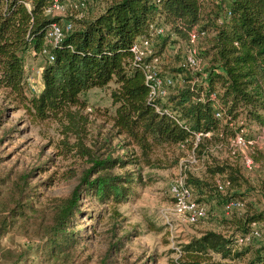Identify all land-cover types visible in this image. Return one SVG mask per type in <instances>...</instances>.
Wrapping results in <instances>:
<instances>
[{
  "label": "trees",
  "instance_id": "obj_1",
  "mask_svg": "<svg viewBox=\"0 0 264 264\" xmlns=\"http://www.w3.org/2000/svg\"><path fill=\"white\" fill-rule=\"evenodd\" d=\"M24 3H28V9ZM48 5V0H0V88L23 104L32 117L56 118L61 152L85 165L78 184L53 210L37 248L45 258L66 261L84 241L76 222V215L85 212L78 208L80 199L91 198L98 204L123 202L132 186L142 182L140 171L151 165L157 148L183 141L192 147L193 134L198 132H209V137L216 140L219 134L221 140H228L244 123L264 125V0H110L94 15H69L66 20L72 27L54 45L45 43V29L49 23L61 24L65 19L45 15L43 10ZM151 23L163 29L152 37L155 55L169 41L185 43L188 32L194 29L198 33V57L206 63L205 79L192 85L188 81L198 79L200 74L190 73L184 66L171 68L170 74L158 71L161 76L182 81L168 89L163 105L169 114L154 110L153 102L147 100L141 72L129 66L130 44ZM43 49L52 56L51 62L45 60ZM38 54L44 61L41 88L28 96L24 62L27 56ZM109 82L114 84L109 91L114 106L110 129L97 133L87 144L88 119L82 112L86 102L79 95ZM214 109L220 111V117L214 116ZM178 119L184 125H178ZM117 137L119 144L114 146ZM209 137L200 136L195 146L202 147ZM257 153L252 155L253 160L264 166V156ZM230 156L231 160L214 161L205 168L210 177L224 175L228 189L240 191L244 185L259 193L260 210L222 220L226 229L246 233L251 223L264 219V174L256 186H251L241 173L239 157ZM27 175L18 174L7 192L10 200L0 210V237L17 218H29L28 212L35 211L24 185ZM3 183L4 179L0 180ZM185 183L196 201L199 195L204 199L218 197L212 180L187 173ZM238 191L224 198H238L242 193ZM119 242L116 240L110 247H117ZM232 245V234L205 230L180 244L179 250L190 259L183 264H196L192 259L210 253L224 259L249 252V247L236 251ZM105 262L104 257L101 264ZM246 264H264V244L251 251Z\"/></svg>",
  "mask_w": 264,
  "mask_h": 264
},
{
  "label": "rangeland",
  "instance_id": "obj_2",
  "mask_svg": "<svg viewBox=\"0 0 264 264\" xmlns=\"http://www.w3.org/2000/svg\"><path fill=\"white\" fill-rule=\"evenodd\" d=\"M211 1L223 3L225 0ZM109 2L110 0H86L85 8L79 11V17L94 15ZM76 14V11L67 6L54 13L63 19H69V15ZM195 43L197 47V40ZM183 46V41H169L161 52H158L156 67L161 74L169 73L173 67H183L180 58ZM43 62V56L40 54L25 58L24 80L28 96L30 93L37 94L40 90V69ZM205 65V60L200 59L198 70L190 73L203 75ZM199 80L202 81V78L188 82L192 85L199 83ZM181 83L178 77L174 78V86ZM113 86L114 84L109 82L106 86L89 88L79 95L86 102L82 112L88 119L87 144L97 133L110 129V116L114 106L110 103L109 91ZM172 89L173 87L170 92ZM237 126L236 124L233 127ZM240 129L246 137L256 141L252 147L245 146L243 153L249 154L251 158L253 154L257 156V152L264 156V125L244 123ZM59 130V121L56 118L39 120L32 117L23 104L12 100L10 95L0 88V180L4 179V183L0 184V210L8 204L10 195L7 192L11 190L18 174L25 173L28 175L24 185L31 194L28 200L32 202L35 210L28 212L29 218H17L0 237V264H101L104 257L105 264H183L190 259L179 250L180 244L205 230L233 236L238 232L226 229L222 220H229L233 214L239 216L262 208L259 193L243 185L240 196H235L241 198L243 206L231 213H217L216 207L222 201L220 198L237 193L238 190L234 188L218 190L216 198L204 199L199 195V201L205 204L208 211L206 217L196 223L182 222L171 214L167 185L173 177L180 173H189L213 182L224 177L218 174L210 177L205 167L214 161L231 160L228 140H221L219 134L216 140L210 138L209 134L204 137L210 139L204 140L200 148L198 145L193 150L188 145L182 148L166 145L154 150L151 165L142 167L140 171L142 182L132 186V191L125 201L117 204H98L91 198L80 199L78 208L85 212L76 215V222L77 227H81L84 241L71 253V259L61 261L45 258L46 255L37 250L43 228L55 207L59 206L78 184L80 171L85 166L80 159L61 152ZM118 140L119 137L114 139L112 144L117 146ZM117 149L121 152V149ZM252 161V170L247 171L242 167L240 169L250 185L256 186L263 177L264 166L253 158ZM192 195H195L194 192ZM256 227L260 232L259 238L236 249L243 251L249 247V252L239 257L224 259L210 253L209 256L192 260H196V264H246L251 257V251L264 244V219L258 221ZM116 240L120 241L118 246L111 248V244Z\"/></svg>",
  "mask_w": 264,
  "mask_h": 264
},
{
  "label": "built area",
  "instance_id": "obj_3",
  "mask_svg": "<svg viewBox=\"0 0 264 264\" xmlns=\"http://www.w3.org/2000/svg\"><path fill=\"white\" fill-rule=\"evenodd\" d=\"M49 5L43 10L45 15H54L55 12L61 11L64 7H69L77 12L76 16H79V11L85 8L86 0H48ZM27 9L28 3H24ZM72 27L70 20H62L61 24L51 22L45 29L44 41L48 45H54L58 43L63 37L64 31L70 30ZM163 32L160 26H156L153 23L149 24L145 33L136 37L129 46L130 68H137L143 77V82L147 87V100L152 101L154 110L159 114H169L167 107L163 104L166 100L168 89L173 85V79L171 76H161L158 74L156 67V55L154 54V48L152 44V37L159 35ZM187 40L184 46L181 48V61L182 65L189 71L198 70L200 64V58L195 46L198 33L194 29L190 30L187 35ZM41 53L44 55L47 62L52 61V56L43 49ZM200 78L205 79V73ZM214 116L220 117V111L214 109ZM177 124L182 126L184 121L182 119L176 120ZM210 133H194L193 150L196 142L200 136H208ZM256 141L254 138L246 137L243 134L242 129L238 128L232 136L228 138V146L231 155L238 156L243 168L245 170H251L253 168V161L250 155L243 153L245 146L252 147ZM186 145V142H177L176 146L182 148ZM186 174L180 173L178 176L173 177L167 185V193L171 199V207L169 211L175 215L180 221L189 224L196 223L203 219L207 215V207L203 202L196 201L192 195V190L185 183ZM215 186L220 191L222 188L228 186V181L225 177L221 180L215 179ZM243 202L238 198H229L219 203L216 207L217 213L228 214L232 211L242 208ZM260 232L256 227V223H251L249 230L246 233H236L232 236L233 245L232 250L239 249L240 247L249 244L254 239H258Z\"/></svg>",
  "mask_w": 264,
  "mask_h": 264
},
{
  "label": "crops",
  "instance_id": "obj_4",
  "mask_svg": "<svg viewBox=\"0 0 264 264\" xmlns=\"http://www.w3.org/2000/svg\"><path fill=\"white\" fill-rule=\"evenodd\" d=\"M41 88V87H40Z\"/></svg>",
  "mask_w": 264,
  "mask_h": 264
}]
</instances>
